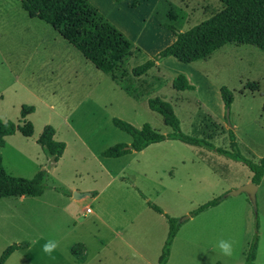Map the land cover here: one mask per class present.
I'll return each mask as SVG.
<instances>
[{"label":"rangeland","instance_id":"374dc122","mask_svg":"<svg viewBox=\"0 0 264 264\" xmlns=\"http://www.w3.org/2000/svg\"><path fill=\"white\" fill-rule=\"evenodd\" d=\"M80 3L92 6L130 48L116 39L85 53L51 25L31 18L20 1L0 0V119L33 127L30 137L18 132L5 138L0 159L14 177L49 173L43 197L0 199V256L7 247L28 242L30 247L6 264H158L169 222L151 203L179 225L167 264H245L256 239L255 264H264L258 194L257 212L247 193L228 196L251 178L247 165L177 140L153 144L144 155L102 156L112 146L132 143L114 118L171 134L163 117L149 108L150 100L162 99L173 107L182 133L231 151L233 131L243 157L258 163L264 158V51L232 43L193 64L168 58L136 77L134 68L174 43L165 24L188 32L225 5L220 0ZM180 75L196 89H176ZM223 86L234 95L231 126ZM48 126L67 147L55 166L37 143ZM56 188L86 196L69 201ZM219 197H224L220 207L192 216ZM221 239L233 242L231 257L215 247ZM47 240L58 243L51 256L41 250Z\"/></svg>","mask_w":264,"mask_h":264},{"label":"trees","instance_id":"16d2710c","mask_svg":"<svg viewBox=\"0 0 264 264\" xmlns=\"http://www.w3.org/2000/svg\"><path fill=\"white\" fill-rule=\"evenodd\" d=\"M23 9L31 18H37L53 28L57 29L61 35L72 44H77L85 52L96 51L104 43H109L118 39L123 43L125 49L130 48L129 41L119 33L107 20L100 17L97 11L89 4H81L80 0H18ZM123 0H115L120 3ZM225 5V10L216 16L201 22L188 32H181L176 26L165 24L164 28L173 33L176 37L174 43L158 53L153 59L147 61L133 69V75L140 77L153 69L158 62L168 58H175L184 64H193L213 53L221 50L228 44L238 43L243 45H255L264 51V0H220ZM85 37L83 44L79 39ZM126 50L122 53L126 55ZM86 53V52H85ZM176 89L194 90L193 84L184 76L180 75L176 79ZM221 96L226 111H230L234 102L232 91L223 86L220 89ZM149 108L160 114L165 124L172 129V133L163 135L150 124H145L142 128H137L129 122L119 118L113 119V124L122 131L127 132L132 137L131 145L119 143L102 152L106 158H121L133 151L142 152L153 144L165 142L167 140H177L188 145L207 147L215 149L221 155L229 156L238 162L248 166L252 176L251 181L260 186L264 179V158L258 163L249 161L240 153L237 138L233 131H230L231 151L216 149L212 144L198 138L185 135L181 131V125L173 107L162 99H152L149 101ZM33 111L23 110V117ZM21 132L24 136L30 137L33 127L30 122L19 125L14 122H3L0 119V146H5V138ZM56 131L48 126L44 129L37 143L51 159V164L56 165L63 157L66 144L55 139ZM49 173L47 170L39 171L32 179L14 177L8 174L2 160L0 159V199L16 197H42L49 186L47 180ZM58 192L70 196L71 192L65 188H56ZM224 197L216 198L193 212V217L219 206ZM154 211L165 215L169 222V233L159 264H167L171 254V247L176 238L179 225L176 219L171 218L156 205L149 203ZM259 240L251 244L247 253L245 264H255ZM30 244L23 242L7 247L0 256V264H5L8 259L18 250L28 249ZM79 254L78 252H74ZM81 254V252H80Z\"/></svg>","mask_w":264,"mask_h":264},{"label":"clouds","instance_id":"9594fccd","mask_svg":"<svg viewBox=\"0 0 264 264\" xmlns=\"http://www.w3.org/2000/svg\"><path fill=\"white\" fill-rule=\"evenodd\" d=\"M216 248L219 249L220 254L226 257H231L234 252L233 242L230 240L221 239L217 242ZM58 248V243L54 240H47L42 246L41 250L45 255L51 256Z\"/></svg>","mask_w":264,"mask_h":264},{"label":"water","instance_id":"95a60500","mask_svg":"<svg viewBox=\"0 0 264 264\" xmlns=\"http://www.w3.org/2000/svg\"><path fill=\"white\" fill-rule=\"evenodd\" d=\"M229 114L230 112L228 111L227 117H228V121H229ZM229 124L231 126V122L229 121ZM258 190H259V186L254 184L252 181L249 182L248 184L242 186L241 188H239L236 191L230 192L228 194V196H237L241 193H247L250 197V200L253 204L254 210L257 212L258 211V202H257V194H258ZM86 196V194H78L75 193L74 194V198L75 199H82ZM189 217L184 218V220L188 219ZM183 220V221H184Z\"/></svg>","mask_w":264,"mask_h":264},{"label":"crops","instance_id":"0c3cea01","mask_svg":"<svg viewBox=\"0 0 264 264\" xmlns=\"http://www.w3.org/2000/svg\"><path fill=\"white\" fill-rule=\"evenodd\" d=\"M198 6H201L200 4H197ZM203 9H206L207 7L206 6H201ZM175 40H176V38H175ZM172 58V57H171ZM175 59V58H174ZM157 66V65H156ZM236 128V126L234 125V129ZM6 144V143H5ZM126 144V143H125ZM128 145H131V143H128ZM67 148V147H66ZM150 147H148L147 149H145L144 151H142V152H139L141 155H144L147 151H148V149H149ZM66 151V150H65ZM134 152H136V151H133V153ZM63 157H64V155H63ZM62 157V158H63ZM123 157H125V156H123ZM123 157H121V158H123ZM61 158V159H62ZM119 159V158H118ZM61 161V160H60ZM60 161H59V163H60ZM58 164V163H57ZM249 182H251V178L250 179H248V181H247V183L246 184H248ZM70 191V190H69ZM71 192V195L70 196H68V195H65V194H63V193H61L65 198H67L69 201L70 200H73V201H76L77 199H75L74 197H73V190L72 191H70ZM44 196V195H43ZM42 196V197H43ZM23 197H21V199H22ZM258 201H259V212H260V215L264 218V179H263V181H262V183H261V185L259 186V190H258ZM222 203H224V202H222ZM222 203L219 205V206H217V207H215V209L216 208H218V207H220L221 205H222ZM212 209H214V208H212ZM92 213H93V211H92ZM116 234L118 235L119 233L118 232H116ZM7 263V262H6ZM5 263V264H6ZM159 264V263H158Z\"/></svg>","mask_w":264,"mask_h":264},{"label":"built area","instance_id":"2783aa9c","mask_svg":"<svg viewBox=\"0 0 264 264\" xmlns=\"http://www.w3.org/2000/svg\"><path fill=\"white\" fill-rule=\"evenodd\" d=\"M86 212H87V213H92L91 208H87V209H86Z\"/></svg>","mask_w":264,"mask_h":264}]
</instances>
